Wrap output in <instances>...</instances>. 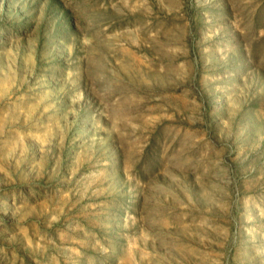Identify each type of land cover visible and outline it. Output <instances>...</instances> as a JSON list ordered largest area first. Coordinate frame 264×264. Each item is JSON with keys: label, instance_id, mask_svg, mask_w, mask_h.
I'll return each instance as SVG.
<instances>
[{"label": "rangeland", "instance_id": "rangeland-1", "mask_svg": "<svg viewBox=\"0 0 264 264\" xmlns=\"http://www.w3.org/2000/svg\"><path fill=\"white\" fill-rule=\"evenodd\" d=\"M0 264H264V0H0Z\"/></svg>", "mask_w": 264, "mask_h": 264}]
</instances>
